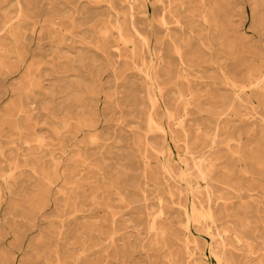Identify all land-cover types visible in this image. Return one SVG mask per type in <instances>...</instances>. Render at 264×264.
Returning a JSON list of instances; mask_svg holds the SVG:
<instances>
[{"label": "rangeland", "instance_id": "374dc122", "mask_svg": "<svg viewBox=\"0 0 264 264\" xmlns=\"http://www.w3.org/2000/svg\"><path fill=\"white\" fill-rule=\"evenodd\" d=\"M0 264H264V0H0Z\"/></svg>", "mask_w": 264, "mask_h": 264}]
</instances>
